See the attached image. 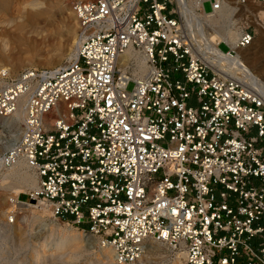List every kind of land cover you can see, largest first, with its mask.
Wrapping results in <instances>:
<instances>
[{
  "label": "built area",
  "instance_id": "1",
  "mask_svg": "<svg viewBox=\"0 0 264 264\" xmlns=\"http://www.w3.org/2000/svg\"><path fill=\"white\" fill-rule=\"evenodd\" d=\"M173 1L78 0L71 60L1 69L0 118L25 116L0 164L25 160L30 200L100 236L115 264H143L150 242L173 263L264 264V98L203 60ZM128 50L140 79L133 61L120 70Z\"/></svg>",
  "mask_w": 264,
  "mask_h": 264
},
{
  "label": "rangeland",
  "instance_id": "2",
  "mask_svg": "<svg viewBox=\"0 0 264 264\" xmlns=\"http://www.w3.org/2000/svg\"><path fill=\"white\" fill-rule=\"evenodd\" d=\"M24 1L30 0H12L10 10L0 13V70L8 69L14 75L26 68L51 69L59 66L75 49L77 38L78 25L72 5L78 0H41L50 2L53 6L52 26L56 33L52 41L53 52L49 54L36 52L42 40L40 35L42 25L38 23L31 25L16 11L15 7ZM234 1L227 0L231 6H234L232 4ZM172 7L178 8L176 0L173 1ZM204 10L206 12L211 10L210 3H205ZM194 11L202 15L200 9L195 6ZM260 12H264V1L249 2L243 9L234 12L233 21L230 23L226 21V26L230 25L232 31L240 28L242 31L248 29L253 33L251 45L240 48V54L244 57L246 66L264 83V29L257 23L247 21ZM176 17L182 20L185 31L189 34L185 19L183 21L179 13ZM259 20L263 22L264 16ZM206 30L211 33L208 27ZM192 41L196 46V42L193 39ZM220 47L224 52L229 51L225 44ZM59 51H64L66 56L62 60H54L51 56H55L54 54ZM197 52L201 55L199 51ZM248 84L259 92L256 86ZM129 88L131 89L132 85ZM16 128L17 124L14 121L11 128L2 132L0 130L1 142L5 138H12L10 141L5 139L4 144L0 142V156L9 148L17 129H20L19 126ZM28 170L39 179L34 171ZM6 183L8 186L0 188V264H115L113 250L105 246L107 243L100 236L90 235L80 227L68 224L66 220L55 219L51 207L43 202L42 206L35 208L37 201H31L29 198L30 192L35 190L32 187L11 186L10 184L14 183L12 180ZM11 218L13 222H10ZM54 227H58L59 230L55 231ZM64 231L70 234L77 233L80 237L79 240H69L62 249H58L61 232ZM149 245L143 264H179L176 260L174 263L169 260L165 246L164 249H160L156 243L150 242ZM75 249L79 250L76 256H73L71 253ZM105 249L111 250L110 256L104 255Z\"/></svg>",
  "mask_w": 264,
  "mask_h": 264
},
{
  "label": "bare ground",
  "instance_id": "3",
  "mask_svg": "<svg viewBox=\"0 0 264 264\" xmlns=\"http://www.w3.org/2000/svg\"><path fill=\"white\" fill-rule=\"evenodd\" d=\"M176 1L178 4V13L181 17H183V21L185 19L184 22L186 23L190 38L196 42V50L201 53L203 60L211 67L215 68L216 71L222 73L224 76H228L229 74L232 75L231 77L243 81L246 85H249L248 83H250L253 87L256 86L255 88L258 89L259 92L253 90L250 86L249 92L252 95H259L260 97L264 98V83L261 82L260 79L256 75H254L252 70L246 66L245 59L240 54L241 51L240 47H238V42L242 34V30L238 28L234 29L235 31H232V29H230V25L226 26V21L229 23L233 21L234 12H236L237 9H243V7H239L236 1L232 3L234 6H231V3L227 2V0H221L222 5L219 11H216L214 13H205L203 11V2L205 0H191L189 2L186 0ZM11 4L12 0H0V13L8 12L10 10ZM194 6L200 9L202 15H198L194 11ZM52 8L53 6L50 2L46 3L41 0L24 1L23 3H20L15 7L16 11L18 13H21L31 25L35 23L42 25L40 32L42 40L40 46H38L39 48L36 49V52H45L47 54L53 52L52 41L55 37L56 31L52 26ZM263 16L264 12H260L259 15H254L253 18H248L247 21L248 23H257V25L261 26L264 29V21L262 22L259 20V18H262ZM207 27L211 30V33L206 30ZM221 43H226L230 47V51L227 53L221 51L219 48V45ZM75 49L67 55L66 61L71 60L75 56ZM54 55L55 56H51L54 60H62L66 56L64 51H59ZM130 61H133V63L135 64V67L133 68L134 76L137 79L142 78L147 72L146 61L144 57L140 54L134 53L132 50H128L125 54H123L118 62L120 70L123 74L127 72V65ZM259 88L263 90H260ZM24 116L25 113L23 110H21L18 111L14 118H0L1 132L2 130L11 128L14 121L16 122L18 128V123L23 121ZM20 134L21 130L17 129L16 135L14 136L15 138L13 139L11 144H9V147H11L14 141L19 138ZM11 139L6 140L10 141ZM3 141L1 142L0 139L1 143H3ZM28 169L31 168L27 165L25 160H19L16 165L8 169H3L0 164V188L8 186L6 181L12 180L15 184L11 183V186H30L35 189L34 191L30 192V194L36 192L39 188V179L30 174ZM34 201H37V203H35L34 205L35 208L40 207L43 205V203H45L39 199H34ZM54 229L55 231L59 230L58 227H54ZM61 233V242L57 245L58 249H62V246L69 240H79L80 237L79 234H70L68 231H64ZM156 244L157 248L164 249V245L158 243ZM105 246L113 250L111 246ZM77 250L79 249H75V251L71 254H73V256H76V252H78ZM111 250L105 249L104 255L107 257L110 256ZM147 254H149V252ZM175 260L180 264V260L178 259V257H175Z\"/></svg>",
  "mask_w": 264,
  "mask_h": 264
},
{
  "label": "trees",
  "instance_id": "4",
  "mask_svg": "<svg viewBox=\"0 0 264 264\" xmlns=\"http://www.w3.org/2000/svg\"><path fill=\"white\" fill-rule=\"evenodd\" d=\"M63 219H69L68 217H64Z\"/></svg>",
  "mask_w": 264,
  "mask_h": 264
}]
</instances>
